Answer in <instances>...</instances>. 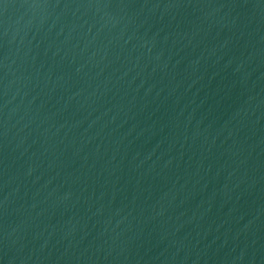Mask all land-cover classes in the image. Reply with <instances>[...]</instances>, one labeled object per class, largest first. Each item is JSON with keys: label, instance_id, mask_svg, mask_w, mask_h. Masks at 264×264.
Returning <instances> with one entry per match:
<instances>
[{"label": "water", "instance_id": "water-1", "mask_svg": "<svg viewBox=\"0 0 264 264\" xmlns=\"http://www.w3.org/2000/svg\"><path fill=\"white\" fill-rule=\"evenodd\" d=\"M0 264H264V0H0Z\"/></svg>", "mask_w": 264, "mask_h": 264}]
</instances>
